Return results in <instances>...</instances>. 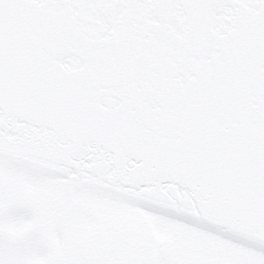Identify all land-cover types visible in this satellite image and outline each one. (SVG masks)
<instances>
[{"label":"snow or ice","instance_id":"1","mask_svg":"<svg viewBox=\"0 0 264 264\" xmlns=\"http://www.w3.org/2000/svg\"><path fill=\"white\" fill-rule=\"evenodd\" d=\"M0 264H264V0H0Z\"/></svg>","mask_w":264,"mask_h":264}]
</instances>
